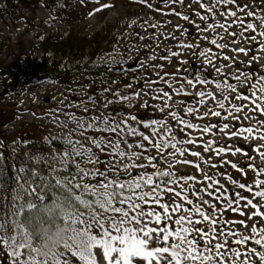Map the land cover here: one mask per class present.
<instances>
[{
  "label": "snow or ice",
  "instance_id": "1",
  "mask_svg": "<svg viewBox=\"0 0 264 264\" xmlns=\"http://www.w3.org/2000/svg\"><path fill=\"white\" fill-rule=\"evenodd\" d=\"M93 2L99 7L90 10L89 17L113 6ZM136 2L156 11H162L157 5L164 6V14L192 23L214 48L200 47L181 25L167 32L160 31L163 23L146 20L141 27L157 30L156 47L161 36L175 44L165 46V55L150 51L139 62L140 67L156 72L155 79H143V83H163L168 90L105 88L102 91L111 98L105 96L102 103L92 94L86 96V102L93 104V113L87 117L61 106L57 111L64 119L52 116L61 134L44 137L48 153L21 155V142L30 144L21 138L7 145L5 156L0 140V264H264V164L254 162L264 161V0L243 4L193 0L198 4L194 15L204 22L203 27L173 7H184L183 0ZM187 7L191 9V3ZM225 49L234 55H227ZM185 51L198 55L216 76L185 77V83L166 79L173 74L163 72L164 64H149L156 59H179ZM217 60L229 63L217 66ZM226 68L231 71L225 72ZM142 93L160 101L152 105L161 113L159 117L109 110L112 105L133 107ZM173 95H191L194 100L189 104L174 100ZM141 107H149L148 102ZM212 118H218L217 122ZM225 121L239 122V126ZM221 135L229 140L242 138L250 151L221 142ZM187 145H200L204 153L220 159L215 162ZM99 153L107 158L102 161ZM229 154H240L244 165L227 159ZM188 164L195 166L199 177L177 173V165ZM225 165L244 177L251 171V181L219 172ZM133 169L142 171L133 175ZM221 176L249 195L229 191ZM228 211L246 219L226 218ZM58 223L71 225L68 237L42 254L38 229Z\"/></svg>",
  "mask_w": 264,
  "mask_h": 264
},
{
  "label": "trees",
  "instance_id": "2",
  "mask_svg": "<svg viewBox=\"0 0 264 264\" xmlns=\"http://www.w3.org/2000/svg\"><path fill=\"white\" fill-rule=\"evenodd\" d=\"M152 2L156 4L157 0H152ZM188 2V5L191 3V9H188L187 13L198 23L199 18L194 15V10H198V4L194 3L193 0H188ZM205 2L207 3L209 0H205ZM157 6L160 7L161 5ZM184 7L177 4V10ZM39 10H44L50 16L51 27L48 31H36L27 38L22 35L14 41L9 38H0V89L2 93L4 91L5 95L9 86L15 89L19 84L22 85L21 79L30 76H37L40 80H48L61 87L63 94L68 99L77 100L76 91H79V93H84L82 96L84 98L88 94H93L98 103H102L105 96L111 98L110 93L102 91L105 88L118 89L122 92H131L132 89L143 87L148 89L165 87L168 90L163 83L154 85L143 83V79H155L156 72L150 67H140L139 62L146 60L150 51H155L158 56L165 55V46L174 47L175 44L173 39L165 40L161 36V43L159 47H156V40L153 35L157 30L151 27H141V24L146 20L163 23L164 27L160 31L173 32L176 25H181L188 30V38L195 40L200 47L214 48L200 37L192 23L183 21L174 14L177 21H171L172 18H168L163 9L162 11H156L155 8L149 9L137 3L136 0L128 1V8L118 16L115 22H108L102 28L87 34H79L77 31V26L89 18L82 8L81 0H0V19L4 21L24 20L31 25L33 24L31 15L39 12ZM134 20L136 23L132 24ZM203 24L204 22L200 24L201 27ZM175 35L179 36L180 33L177 31ZM203 35L210 34L204 33ZM141 36L145 39L141 40ZM196 51L198 52L199 48ZM180 60L186 62L180 63ZM188 62H192L200 68L203 71V76L207 75L209 79L216 76L215 71L210 66L204 65L198 55H191L188 51H185L179 59L175 57L171 58L170 61L156 59L149 64H164L163 72L173 74L166 79H180L177 72L185 69ZM132 63H136V67L129 69L128 65ZM222 63L228 64L229 62ZM115 67L120 70L114 71ZM236 67L243 68L244 66ZM230 71L231 69H225V72ZM135 77H142V79H134ZM184 78H182L183 82H185ZM126 85H132V88L126 89ZM242 87L241 91L244 90ZM180 97L182 101L189 104L194 100L191 95H180ZM13 98L14 93H11L7 101H3L4 99L0 101V140H3L5 144L3 148L5 156L8 155L7 145L14 140L20 141L21 138H27L30 141L28 146H24L21 142V155L24 153H48L50 148L44 137L59 136L62 130H56L49 124L48 119L47 121L44 120L46 117L52 119L53 113L63 120L64 115L57 111L61 106L66 112H74L76 115L82 116L66 104L58 103L60 100H54L49 104L44 102L31 104L29 110L36 114V121L23 122L16 129L7 133L4 127L11 125L20 111L18 109L19 103ZM145 100H148L149 107L147 108L141 107ZM153 101L149 99L148 95L142 93L138 101H133V107L112 105L109 110L120 111L122 109L123 112L135 113L140 118L159 117L161 113L151 107ZM91 104L88 103V111L83 113V116L87 117L93 113V105ZM99 155L102 161L107 158L104 153H99ZM140 170L133 169L132 174L135 175ZM218 171L224 173L222 167ZM8 174L11 175V172L9 171ZM180 174L192 175L188 172ZM220 179L224 184L225 179L222 176ZM246 180L251 181L247 177ZM225 187L229 191L234 190L230 185L225 184ZM257 222L259 223V221Z\"/></svg>",
  "mask_w": 264,
  "mask_h": 264
},
{
  "label": "rangeland",
  "instance_id": "3",
  "mask_svg": "<svg viewBox=\"0 0 264 264\" xmlns=\"http://www.w3.org/2000/svg\"><path fill=\"white\" fill-rule=\"evenodd\" d=\"M128 1L130 0H99L100 3H110L113 6L107 9H102L99 12H95L91 17H89L88 19L83 21L79 26H77V31L79 32V34H87V33L93 32L94 30L99 29L106 22H111V23L115 22L118 16L121 15L122 12L126 11V9L128 8ZM183 2H184V5L186 6L184 8H179L178 11L187 13V10L189 9L187 5L189 2L188 0H183ZM245 2L251 3V0H239V3L241 4ZM97 7H99V4L94 3L93 0H86V3H82V8L86 11L87 14L90 10L97 8ZM160 7L161 9H164V6L161 5ZM173 7L178 9L177 5H174ZM167 17L172 18L171 21H177V18H174L173 14H167ZM31 20L33 24L29 25L24 20L4 21L3 19H0V38H9L12 41H14L16 38L22 35L26 36L27 38L33 35L36 31H48V29L51 27L50 16L44 10H39V12L32 14ZM197 21H198V24L203 23L200 19ZM225 39H230V38L225 37ZM236 46H240V45H236ZM224 52L227 53L229 56L234 55L228 49H225ZM240 58L243 59L244 57L241 56ZM222 62H225V61H220V60L217 61L216 62L217 66L219 65V63H222ZM237 65H240V64H237ZM197 69L198 68L195 69V72L191 76V79L193 80L195 79L196 76H202V72ZM188 71H189V66H187L182 72H188ZM20 82L22 83V80ZM198 86L200 85H197V87ZM242 89L244 88L242 87ZM76 92L78 96L77 100L75 99V101H72V99H68L65 97V95L63 94V89L61 87L56 86L55 84H52L49 82H38L37 84H30L26 86L25 85L22 86L19 84L18 86L15 87V89L9 86L6 89V95L3 91L5 98L3 96L2 90L0 89V101H2L3 99H4L3 101H7V99L10 98V94L14 93L13 99H15V101L19 103L18 109L20 110L19 115L16 117L15 121L9 127H5L4 129L7 131H11L12 129H14L15 127H18L23 122L29 123L31 121H36L35 119L36 114L29 110V105L39 103L40 101L44 99V97H49L51 101H53L54 99L57 101L60 100V103L66 104V106H68L69 108H77L78 112L82 114L85 111V109L88 108V105H86V100L84 99V97H82L84 93H79V91H76ZM46 93H48L49 96H47ZM173 99L180 100L174 97ZM157 101L158 100H154L155 103ZM47 119L51 126H53L56 130L61 131L60 128L56 126V123L53 122V119H49L46 117L44 121H47ZM217 120L218 118H212V122H217ZM225 122H230L236 126H239V122H236V121H225ZM244 123L246 124L247 122H244ZM193 135L198 136L197 133H193ZM207 138L209 137L207 136L204 137V139H207ZM220 140L223 143H232V144H235L237 146L244 148L245 150L250 151V146L242 138H232L231 140H229L227 137H224L223 135H221ZM188 147H190L189 149L200 151L205 156H212L215 162H218L220 159L219 157H214L211 152L204 153L203 148L200 145H188ZM185 158L189 160H193V161L197 160L196 157H192L190 155H186ZM227 159L233 160L234 162H239L241 166H243L245 162V158L242 157L240 154H238L236 157H233L229 154L227 156ZM254 162L256 164H259V159L257 158ZM201 167H204V165L202 164ZM176 170L178 174L182 172H188V173H191L192 175H196L197 177L200 176V172L197 171V169L195 168L193 164L177 165ZM222 170L224 171V173L226 172L230 174L236 180H239L241 182H244L246 180V177L242 176L241 173H239L238 171L231 169L229 165L222 166ZM252 177H253V174L251 171H249L247 175L248 180H251ZM225 184L227 186L230 185L233 188V186L227 180L224 181V185ZM234 191H242V190L234 189L233 192ZM242 195H249V194L247 192L242 191ZM224 215L226 218L234 219V220L246 219V217H242L238 213H232L230 211L225 212ZM235 227L240 228L241 226L237 224L235 225ZM101 264H103L102 261H101Z\"/></svg>",
  "mask_w": 264,
  "mask_h": 264
},
{
  "label": "clouds",
  "instance_id": "4",
  "mask_svg": "<svg viewBox=\"0 0 264 264\" xmlns=\"http://www.w3.org/2000/svg\"><path fill=\"white\" fill-rule=\"evenodd\" d=\"M264 164V161H259ZM71 225L58 223L55 226L43 225L38 229L42 236L40 251L42 254L61 245L69 235Z\"/></svg>",
  "mask_w": 264,
  "mask_h": 264
},
{
  "label": "water",
  "instance_id": "5",
  "mask_svg": "<svg viewBox=\"0 0 264 264\" xmlns=\"http://www.w3.org/2000/svg\"><path fill=\"white\" fill-rule=\"evenodd\" d=\"M188 76H190V74H188ZM35 81H36V78H33V79H32V82H35Z\"/></svg>",
  "mask_w": 264,
  "mask_h": 264
}]
</instances>
